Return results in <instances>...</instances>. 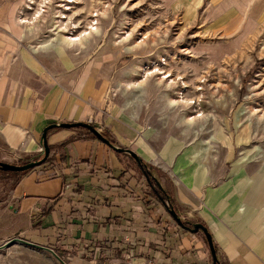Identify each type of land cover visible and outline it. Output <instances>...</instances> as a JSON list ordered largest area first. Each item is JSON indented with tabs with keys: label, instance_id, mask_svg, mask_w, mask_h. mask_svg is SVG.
Returning a JSON list of instances; mask_svg holds the SVG:
<instances>
[{
	"label": "crops",
	"instance_id": "obj_1",
	"mask_svg": "<svg viewBox=\"0 0 264 264\" xmlns=\"http://www.w3.org/2000/svg\"><path fill=\"white\" fill-rule=\"evenodd\" d=\"M10 4L0 0V160L42 158L47 126L89 122L150 165L183 220L209 227L220 264H264L263 169L258 177L239 163L217 175L179 158L178 148L159 151L154 136L104 115L105 93L93 76L68 92L20 50ZM48 143V162L15 173L0 200V241L20 236L51 246L67 264H214L203 231L173 218L130 154L82 127L51 129ZM162 171L167 178L157 177Z\"/></svg>",
	"mask_w": 264,
	"mask_h": 264
},
{
	"label": "rangeland",
	"instance_id": "obj_2",
	"mask_svg": "<svg viewBox=\"0 0 264 264\" xmlns=\"http://www.w3.org/2000/svg\"><path fill=\"white\" fill-rule=\"evenodd\" d=\"M3 1L11 3L20 50L68 92L93 76L105 93L104 115L154 136L159 151L178 148L179 158L217 175L239 163L258 177L264 171V0ZM91 23L98 30L82 41L55 39ZM14 174L0 170V200ZM0 264L64 263L15 242L0 249Z\"/></svg>",
	"mask_w": 264,
	"mask_h": 264
},
{
	"label": "water",
	"instance_id": "obj_3",
	"mask_svg": "<svg viewBox=\"0 0 264 264\" xmlns=\"http://www.w3.org/2000/svg\"><path fill=\"white\" fill-rule=\"evenodd\" d=\"M80 127L86 128L88 131H90L93 134V136H95L97 139L103 141L104 143L109 145L114 150H116L118 152L130 154L141 166H144V161L142 160L141 157H139V155L135 151H133L130 148H122V147L115 145L109 138H107L93 124H91L89 122H59V123H54V124L47 126L43 131L42 142H43V147H44V155L42 158L34 160V161L22 163V164H13V163L0 161V170L6 171V172H13V173H22V172H26V171H29L31 169H34L38 166H41L42 164H44L48 160V158L50 156V152H51V147L48 143V132H49V130L54 129V128H80ZM169 211H170L171 215L173 216V218L184 228L189 229L193 232H196L199 230L203 231V233L206 235V238L208 240L214 264H220L218 254H217L216 245H215V242L213 239L212 232L210 231L209 227L200 221L193 222L192 225L186 224L185 221L183 220V218L179 215L176 208L173 206H171L169 208ZM15 242H21L23 244H26L28 246H32V247H35V248H38L41 250H49L61 262H63L64 264H67L65 259L53 247L48 246V245H44V244H41L38 242H34V241L28 240L24 237H20V236H15V237H12V238L6 240L2 244H0V249L5 248V247H7V246H9Z\"/></svg>",
	"mask_w": 264,
	"mask_h": 264
},
{
	"label": "bare ground",
	"instance_id": "obj_4",
	"mask_svg": "<svg viewBox=\"0 0 264 264\" xmlns=\"http://www.w3.org/2000/svg\"><path fill=\"white\" fill-rule=\"evenodd\" d=\"M38 13H39V11H38ZM40 14V13H39ZM38 14V15H39ZM23 21L25 22V21H27L26 19H23ZM62 24V23H61ZM65 24V23H64ZM63 25V24H62ZM58 27V26H57ZM64 28H66V25L64 26ZM95 30L97 31L98 30V28H97V26L95 27V23H91V25H90V30L89 31H86V30H84V31H82L78 36H73V35H71V36H67V35H64V34H60V33H58V36L55 38L56 40H58V41H61V43H63V44H65V45H71V44H73V43H75V42H77V41H82V38H84L85 36H88V35H91L93 32H95ZM44 44V43H43ZM47 45V43L46 44H44L43 46H46ZM145 77V76H144ZM183 99H184V97H183ZM184 101H186L185 99H184ZM186 102H188V99H187V101ZM173 104L175 103V102H172ZM192 103V102H191ZM203 159V158H202Z\"/></svg>",
	"mask_w": 264,
	"mask_h": 264
},
{
	"label": "trees",
	"instance_id": "obj_5",
	"mask_svg": "<svg viewBox=\"0 0 264 264\" xmlns=\"http://www.w3.org/2000/svg\"><path fill=\"white\" fill-rule=\"evenodd\" d=\"M29 161H30V160H29ZM47 162H48V160H47L44 164H42V165H45ZM146 165H147V164L144 163V170H145V173L147 174V177L150 178L151 173H149V172L146 170ZM1 171H2V170H1ZM148 181H149V183L153 186V190L155 191V193H156L158 196H160V197L164 200L165 203H166V200L169 201L168 204L166 203L167 206H168V208H170L171 206L174 207V202H173V200H172L171 195L169 194V192H168L165 188H163V187L161 186L160 181H159V180H148ZM184 221H185L186 224H188V225H192V223H191L190 221H188V220H184ZM216 249H217V247H216ZM59 253H60V252H59ZM60 254H61V253H60Z\"/></svg>",
	"mask_w": 264,
	"mask_h": 264
}]
</instances>
